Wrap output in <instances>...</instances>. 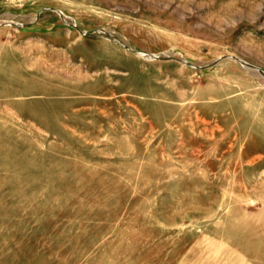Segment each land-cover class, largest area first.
Returning a JSON list of instances; mask_svg holds the SVG:
<instances>
[{
	"label": "rangeland",
	"instance_id": "1",
	"mask_svg": "<svg viewBox=\"0 0 264 264\" xmlns=\"http://www.w3.org/2000/svg\"><path fill=\"white\" fill-rule=\"evenodd\" d=\"M0 264H264V0H0Z\"/></svg>",
	"mask_w": 264,
	"mask_h": 264
},
{
	"label": "water",
	"instance_id": "2",
	"mask_svg": "<svg viewBox=\"0 0 264 264\" xmlns=\"http://www.w3.org/2000/svg\"><path fill=\"white\" fill-rule=\"evenodd\" d=\"M183 61H185V60L183 59ZM239 61L244 63V66L246 68L255 70V71L260 72V73H263V71L261 69H259L258 67H254V66L248 65L247 63H245L244 61H241V60H239Z\"/></svg>",
	"mask_w": 264,
	"mask_h": 264
}]
</instances>
